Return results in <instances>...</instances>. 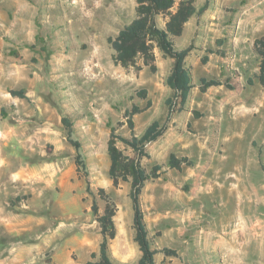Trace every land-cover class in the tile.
<instances>
[{"label":"rangeland","instance_id":"1","mask_svg":"<svg viewBox=\"0 0 264 264\" xmlns=\"http://www.w3.org/2000/svg\"><path fill=\"white\" fill-rule=\"evenodd\" d=\"M135 8L136 0H0V264L97 260L102 235L87 179L115 204L113 256L137 262L131 184H113L107 147L112 127L130 136L125 111L135 104L143 108L134 115L138 137L154 120L165 127L141 159L148 170L164 164L141 194L157 247L177 251L159 252L157 264H264V107L242 117V106L222 107L220 92L200 87L202 76H214L225 92L263 88L254 43L264 23L254 33L257 22L247 26L251 46L236 38L242 18L264 10V0H209L206 11L190 18L176 38L179 48L193 43L186 64L194 87L184 104L166 83L173 59L158 48L156 70L142 59L140 69L113 61L108 37L135 16ZM141 88L146 98L137 95ZM12 89L25 90L27 98ZM169 97L175 105L167 120ZM65 115L73 123L71 137L81 143V170ZM117 146L135 155L123 142ZM171 153L191 163L171 168ZM184 167L203 176L193 190ZM98 203L103 211L105 200Z\"/></svg>","mask_w":264,"mask_h":264},{"label":"trees","instance_id":"2","mask_svg":"<svg viewBox=\"0 0 264 264\" xmlns=\"http://www.w3.org/2000/svg\"><path fill=\"white\" fill-rule=\"evenodd\" d=\"M208 2L209 0H206L202 5L196 6L194 0H136L135 16L129 22L123 24L115 35L108 37V42L114 50L113 61L123 67L134 66L140 69L142 66L138 64V60L142 59L145 65H149L152 70H156L157 67L152 62L155 60V49L158 48L165 56L173 59V65L167 75L166 83L174 90L175 97H179L181 104H184L194 87L190 67L186 64V58L193 49V43L184 48H179L176 44V38L184 33L185 26L192 16H199L207 10ZM254 46L259 57L257 77L261 83H264V35L256 38ZM203 60L206 62L207 57L205 56ZM200 82L203 91L212 85L223 83L222 80L214 76L210 78L202 76ZM248 82L252 84L250 78ZM11 93L21 98H27L23 89H12ZM136 93L142 98L147 97L145 88L137 90ZM166 101L170 107L167 120H170L173 116L175 103L172 97L167 98ZM142 111L143 108L136 104L125 111L130 136L118 134L116 128H111L107 146L110 157L109 176L116 186L120 180L130 181L131 184L130 197L133 208L134 239L141 252L135 264H157L156 255L159 252H164L166 255H177V251L169 247H163L162 250L157 247L155 238L150 233L145 219L141 194L146 181L158 178L164 164L155 163L151 170H148L142 164L141 159L147 155L145 145L161 136L165 127L158 120H154L146 127L144 133L138 137L135 132L134 115ZM61 120L68 130L69 141L76 149L75 161L78 169L81 170L85 168L80 153L81 143L71 137L73 123L70 118L65 115L62 116ZM117 141L131 147L135 155L127 156L124 154L117 146ZM184 162L191 163L185 156L178 157L175 153L169 155L168 166L171 168L181 170ZM86 191L92 195L91 209L99 223L102 235L98 259L90 260L88 264H127L117 260L111 251V241L117 235L114 220L116 214L115 204L109 199L105 188L99 187L95 192L91 188L89 179H87ZM98 198L104 199L106 202L103 211H100ZM91 255L95 258L97 253L92 252Z\"/></svg>","mask_w":264,"mask_h":264},{"label":"crops","instance_id":"3","mask_svg":"<svg viewBox=\"0 0 264 264\" xmlns=\"http://www.w3.org/2000/svg\"><path fill=\"white\" fill-rule=\"evenodd\" d=\"M250 21L257 22L256 26L252 28V33H254L256 30L260 28V22L264 23V10L257 11L245 18H242L241 20V33L236 38V41L240 43H247L251 46L253 35H248L247 32V26L251 23ZM187 25V24H186ZM186 28V26H185ZM245 46V44H243ZM248 86H245V88H238L233 89L230 91H224V85H212L208 88V90H212L213 92H220L221 95H217V98L220 97L219 104L223 107L224 105H235V106H242L246 111L243 113V116H246L247 114L255 113L257 111H262V108L264 107V86L262 88L261 84H254L252 86V91L247 90ZM257 91V93H256ZM211 162V161H209ZM182 172L186 173L185 180L186 182H193L192 190L195 189L196 184H199L203 180V176L200 173H197L194 171L191 167H184L182 169ZM180 191V190H178ZM181 194H183V191H180ZM10 225L8 224L7 227ZM16 264H27V262H24L26 260H12Z\"/></svg>","mask_w":264,"mask_h":264},{"label":"bare ground","instance_id":"4","mask_svg":"<svg viewBox=\"0 0 264 264\" xmlns=\"http://www.w3.org/2000/svg\"><path fill=\"white\" fill-rule=\"evenodd\" d=\"M258 224H256L255 226H257Z\"/></svg>","mask_w":264,"mask_h":264}]
</instances>
